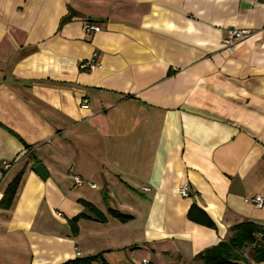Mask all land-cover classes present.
<instances>
[{
  "label": "crops",
  "instance_id": "0c3cea01",
  "mask_svg": "<svg viewBox=\"0 0 264 264\" xmlns=\"http://www.w3.org/2000/svg\"><path fill=\"white\" fill-rule=\"evenodd\" d=\"M232 27L251 33L229 54ZM20 171L0 264H202L233 225L264 226V0H0V200Z\"/></svg>",
  "mask_w": 264,
  "mask_h": 264
},
{
  "label": "trees",
  "instance_id": "16d2710c",
  "mask_svg": "<svg viewBox=\"0 0 264 264\" xmlns=\"http://www.w3.org/2000/svg\"><path fill=\"white\" fill-rule=\"evenodd\" d=\"M21 176L22 171L18 172L8 183L0 203H4L6 206L11 203ZM83 203L91 210L96 211V216L100 220L105 218L91 203L85 201ZM109 212L120 221H124L129 217V215L117 210L109 209ZM81 216H83V213L74 216L71 220L72 223H75V221ZM187 216L195 222L207 226H213V222L209 216L194 203L189 207ZM230 230L231 235L226 240H221L217 244L203 249L196 255V257L202 261V264H247V260L240 252V249L248 244L252 245V258L257 261L264 260V226L247 221L233 225ZM256 235L259 236L258 239H256ZM101 259L100 254H95L67 259L60 264H94L95 261ZM102 262L107 264L103 260Z\"/></svg>",
  "mask_w": 264,
  "mask_h": 264
},
{
  "label": "built area",
  "instance_id": "2783aa9c",
  "mask_svg": "<svg viewBox=\"0 0 264 264\" xmlns=\"http://www.w3.org/2000/svg\"><path fill=\"white\" fill-rule=\"evenodd\" d=\"M82 29L85 32H96L100 30V26L96 24L95 22H92L88 19L83 20L82 22ZM251 33L250 28L248 27H241V28H229L223 37L222 43L223 48L229 53H233L235 50V47L238 45L239 42H241L245 37H247ZM102 64L99 59V53L97 51L92 52L91 56L86 58L85 60H82L79 62V68L81 69H88L93 70L95 68L101 67ZM81 108H87L88 102L86 99L81 100L80 103ZM11 166V162L3 161L2 162V169L5 170L8 169ZM73 181L80 185L83 183H87L90 186H94L92 182L83 180L79 175H72ZM144 189L148 190V187H144ZM178 192L182 196L188 195L186 185H182L179 187ZM245 200L251 202L255 206H261L263 202V198L261 195L257 194L252 197H246ZM142 264H151L148 259H143Z\"/></svg>",
  "mask_w": 264,
  "mask_h": 264
},
{
  "label": "water",
  "instance_id": "95a60500",
  "mask_svg": "<svg viewBox=\"0 0 264 264\" xmlns=\"http://www.w3.org/2000/svg\"><path fill=\"white\" fill-rule=\"evenodd\" d=\"M33 170L37 173V175H38L39 177H41V178H43V179L46 178V176H47V172H46V170H45V168H44V166H43L42 163L39 162V163L35 164V165L33 166Z\"/></svg>",
  "mask_w": 264,
  "mask_h": 264
},
{
  "label": "rangeland",
  "instance_id": "374dc122",
  "mask_svg": "<svg viewBox=\"0 0 264 264\" xmlns=\"http://www.w3.org/2000/svg\"><path fill=\"white\" fill-rule=\"evenodd\" d=\"M247 249V251L249 250V248H246Z\"/></svg>",
  "mask_w": 264,
  "mask_h": 264
}]
</instances>
